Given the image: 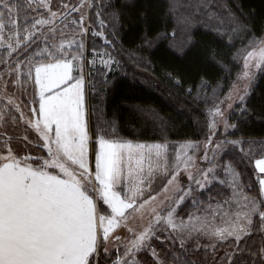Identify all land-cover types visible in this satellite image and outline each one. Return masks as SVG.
<instances>
[{
    "label": "snow or ice",
    "instance_id": "snow-or-ice-1",
    "mask_svg": "<svg viewBox=\"0 0 264 264\" xmlns=\"http://www.w3.org/2000/svg\"><path fill=\"white\" fill-rule=\"evenodd\" d=\"M47 9L49 19H37L28 32L31 40L36 32L40 31L38 25L54 24L58 14L52 11L51 0H31L29 7ZM20 5L16 0H0V47L5 46L3 23L5 15L11 17ZM65 7H67L65 5ZM176 7L175 0L169 4L170 10ZM99 13L97 16L99 17ZM114 16L116 13L113 14ZM236 27L230 30L228 39L225 40L218 33V44L208 45L204 49L205 62L221 69L228 70L227 66L218 57L229 55L224 49L235 47L234 37L243 30V25L238 18H233ZM83 17H81V25ZM99 25L103 28L104 21ZM50 31L55 32L53 27ZM81 32L87 29L81 27ZM15 44H7L9 57L13 52H19V33ZM103 36V32L95 33ZM174 35V33H173ZM45 47L39 51L27 52L28 43L23 45L25 51L20 52L15 62V67H10L7 73H0V85L6 89L5 75H15L16 84L20 85V77L31 82L38 88V100L35 96L30 104L38 107L29 108L26 118L21 105L15 100L0 93V104L7 100L4 107H0V125L3 124L5 108L14 109L19 113L30 131L35 133V141L22 138L27 151L29 145L36 150V155H21L14 152L7 145L0 147V264H141L137 259L139 253H148L151 264H165L160 259V254L153 247V240H159L157 232H167L166 241L172 245H179L182 254L186 255L187 244L199 238H206L210 242L205 251L212 253V264H264V140L228 139L227 135L221 140L208 141L212 147L211 157L206 150L203 160L206 167L197 169L195 174L189 167L192 156L184 153V159L177 157L175 168L169 171L167 164L161 170L164 182L158 185L159 191L153 195L152 172L144 176L136 184L129 183L125 187L122 183L125 163H131L135 157L150 158L154 153L158 158L167 160V142L152 145L125 141L115 136V129H110L112 138H106L99 126L90 130L88 122V104L86 86L83 74L84 58L79 53L83 42L69 40L67 45L61 42L48 44V37H44ZM105 42L115 48L112 41L105 37ZM75 45L77 54H71ZM260 47L259 63L264 64V39H255L249 45ZM51 48V50H49ZM24 56L21 60L19 56ZM239 55V53H237ZM254 52H248L243 61L245 71L242 77L249 78L250 60ZM4 61L0 60V63ZM234 62V60H233ZM91 63L95 64L93 60ZM106 72H111L114 67H119V61L108 52L100 58ZM27 65V71H22V66ZM74 68L77 75H73ZM264 71V68L260 69ZM169 78L171 74H169ZM104 83H108L107 77ZM177 83H180L177 80ZM209 85L201 81L199 91ZM94 87V85L92 86ZM194 89L189 88L191 94ZM249 95L247 85L245 94L238 96L242 105L237 113L240 123H248V109L245 97ZM225 99L230 100L231 94ZM224 101H220L222 104ZM231 108V103H229ZM147 111V110H141ZM212 113L210 137L215 136L217 117L222 118L224 113L219 105L209 109ZM11 114V113H9ZM35 115V119L32 116ZM155 116V114H152ZM17 117L12 116L13 122ZM114 123V122H113ZM239 131L237 125H229L224 120V129ZM11 139V138H9ZM253 145H260L259 158ZM245 146H248L245 148ZM182 148H197L192 142L181 145ZM46 149V153L41 154ZM232 157L237 163L253 165L254 175L258 182L259 197L245 196L237 189L241 186L239 173L229 161L221 163L224 157ZM140 160H137L139 168ZM181 165L186 173V183L179 186ZM228 175L232 185L231 191L237 203L242 197L243 203L240 210L234 215H227L218 225L215 214L209 213L213 207L212 197L209 195L208 208L203 209L204 215L196 213L188 216L187 222L178 218V209L185 200L192 198L193 206L200 203L194 193L210 192L214 182L221 175ZM128 175H132L129 169ZM147 182V188L140 184ZM170 186L174 188V195L169 196ZM167 202V203H166ZM229 202L224 201L227 205ZM106 205L101 208L99 205ZM222 205L217 202L216 208ZM147 213L151 218L139 231L129 227L130 222L137 216L142 219ZM255 218V222H254ZM258 229L261 240L257 245L241 242L252 235L253 229ZM126 229L130 238L125 239L119 233ZM232 238V246L225 249L223 254L216 256L219 242ZM114 241V251L109 250V242ZM165 241H161L163 244ZM121 244L123 251L121 252ZM200 245L197 243L196 245ZM245 254L247 259L244 258ZM115 256V259L112 257ZM176 264H190L173 253ZM144 264H148L145 261Z\"/></svg>",
    "mask_w": 264,
    "mask_h": 264
},
{
    "label": "trees",
    "instance_id": "trees-1",
    "mask_svg": "<svg viewBox=\"0 0 264 264\" xmlns=\"http://www.w3.org/2000/svg\"><path fill=\"white\" fill-rule=\"evenodd\" d=\"M16 1L20 6H24L26 2ZM96 2L108 8L109 12L116 13L119 49L116 58L120 66L114 67L107 75L103 73L98 76L94 71L90 77L93 78L91 84L94 87L90 86L89 78L86 81L89 108L92 105L95 116L90 123L91 129L92 123L96 126L102 120L111 129H115L117 138L127 141L206 140L210 135L208 108L212 104L216 89L222 87L226 91L231 86L241 69L237 58L238 51L251 40L264 35V0H175L178 9L175 7L174 10L169 8L171 0ZM180 10H183L186 19L183 20L179 15L182 13ZM41 12L40 8L26 7L23 18L30 22L33 20L32 13L35 15ZM20 13L19 9L14 14L18 20ZM233 18H238L244 27L234 37L235 47L224 49L229 55L218 57L227 66L226 71L207 64L204 49L210 44H218V33L225 40L228 39L230 30L236 27ZM179 32H183L188 39V44L182 51L176 50L171 44L173 33ZM169 74L173 78H169ZM105 76L108 83L103 82ZM202 80L209 86L199 91ZM189 88L194 89L191 94L188 92ZM26 101L30 104V100ZM6 104L5 100L0 107ZM244 106L248 109V123H240L237 113L242 105L238 104L231 117L239 131L233 129L231 137L264 140V71L258 72ZM142 109L147 111H141ZM4 110L3 124L0 125V147H4L6 142L9 144L5 131L8 130V125H18L21 122L13 109ZM12 116L17 117L15 122ZM89 119L91 121V117ZM25 127L29 129L27 125ZM106 134L108 138L113 137L112 132ZM232 164L237 167L244 163L234 160ZM245 172L257 188L251 167H246ZM222 193H216L211 188L204 196L207 201L209 195L214 199ZM255 193L259 195L258 189ZM260 240L261 234L258 229H254L252 235L241 242V247L245 243L257 245ZM231 246L232 238H229L219 245L216 256L222 255ZM190 251L189 259L192 260V256L196 259L194 264H212L210 250ZM244 258H248L246 254Z\"/></svg>",
    "mask_w": 264,
    "mask_h": 264
},
{
    "label": "rangeland",
    "instance_id": "rangeland-1",
    "mask_svg": "<svg viewBox=\"0 0 264 264\" xmlns=\"http://www.w3.org/2000/svg\"><path fill=\"white\" fill-rule=\"evenodd\" d=\"M17 3V1H16ZM31 3V0H26L24 6H20L18 9L15 10V13L17 10H21L19 20L17 17L12 15L9 17L6 13L5 19L3 23L5 24L4 28V40H5V46L0 47V60L4 61L3 63H0V73H7L10 71V67H15V62L17 60V57L20 52H24L25 49L23 45L25 43L29 44V47L27 49V52L31 53L32 51H39L45 47V40L44 37H48V44H57L59 45L61 42L67 45V42L69 40H76L77 42L82 41L83 42V48L79 49V53L82 54L84 58L83 63V74H84V80L85 82L89 78L90 86L92 87V82L90 79L91 74L93 75V72L96 71L98 76L103 75V73L108 74L106 70L103 69V64L100 63V58L103 55L104 52L111 53L115 58L117 53L119 52L118 49V39H117V33H118V24L116 23V18L113 15L114 13L109 12L108 8H105V6H102L101 3L96 2V0H51L52 5V11L56 12L58 14L57 18L55 19L54 24H45V25H38L37 27L40 29V31L36 32L35 36L28 40V32L32 31V26L35 23L37 19H49V13L47 9L40 8L42 11L38 14H33L31 18L33 17L32 21L24 20L23 15L26 7L29 8V4ZM65 5L67 7H65ZM33 7H35L33 5ZM31 8V7H30ZM178 9V7H176ZM30 10V9H29ZM179 15L183 17V20L187 17L184 16L185 13L183 12ZM97 13H99V17L97 16ZM81 17H83V22L81 25ZM104 21V27L101 28L99 25V21ZM55 28V32L50 31V29ZM81 27L84 29H87V32H81ZM103 32V36L95 35V33ZM12 33H19V39L21 40V44L19 45V52H13L12 55L9 57V49L7 48V44H13V47H17L15 44V40L17 39L16 36H12L10 34ZM105 37H107L108 40L112 41V44L115 45V48L109 46L105 42ZM261 39H264V35L261 38L255 39L256 41H260ZM254 40V39H253ZM251 40L244 48L240 49L238 51L239 55H237V58L239 59L241 63V69L236 75L234 81L232 82L231 86L226 90L223 91L222 87H218L216 89V94H214L212 104H210L208 108V120H209V126L212 122V113L209 112V109H212L214 105H219L221 108V111L224 113L223 117H217V129L215 136L209 135V137L206 140L203 141H190L195 145H199L197 148H187L184 149L181 147V145H184L186 142L189 141H183V142H167V160L165 161L162 158H158L154 153L150 158L145 156V158L141 159L140 157H135L131 163H125L124 165V177L122 180V183L125 187L129 185V183L136 184L140 180L143 179L144 176L148 175L149 169H151L152 172V188L154 189L153 195H155L156 191H159L158 185H161L164 182V175L162 173V169L165 167V164H167V167L169 171L173 168H175L178 160L177 157H179L181 160L184 159V153L185 151L189 156H192V161L189 162V167L195 174L197 169H202L206 167V162L203 160V154L207 150L209 156L212 155V147L208 146V141L211 138L213 141L221 140L227 135L228 139L235 140V138H232L233 135V129H229L227 132H225L224 129V120H227L229 125H233L232 122V113L237 108L238 104H241L238 96L245 94V86L247 85V91L250 94L252 90V86L254 84V81L256 79V76L260 69L264 68V64H260L259 67H256V65L259 63V56H260V47L258 46H252L249 45L253 41ZM34 41H37L34 44ZM41 43V44H40ZM172 47L175 48L178 51H182L184 48H186L188 44L187 36L184 35L183 32L175 33L173 36V39L171 40ZM42 45V46H41ZM41 46V47H39ZM51 50V48L49 49ZM248 52H254V56L250 60V67L247 69V71L250 72V77L245 78H238L242 77L244 69L243 61L245 56H247ZM71 54L75 55L77 54V49L75 45H73V48L71 50ZM21 60L24 59V57L19 56ZM117 59V58H116ZM93 60L96 61L95 64L91 63ZM118 60V59H117ZM22 71L26 72L27 67L22 66ZM75 68L73 71V75H77ZM21 84H16V76L12 75H5L4 76V82L7 84L6 89L3 85H0V93H4L8 98L15 100L17 103L21 105V109L24 112L25 117L27 118L29 116V108L30 107H38V104H28L27 100H32L35 96V99L38 100V88H34V86L29 81H25L24 77H20ZM87 85V82L85 83ZM231 94V99L227 100L225 99ZM248 95L245 97V100L247 99ZM24 98V99H23ZM87 98V104H88V97ZM7 101V100H6ZM220 101H224L222 104ZM91 103V102H90ZM229 103H231V108H229ZM14 110V109H13ZM14 113L15 110L13 111ZM19 116V113H17ZM99 115V114H98ZM93 116V110L92 105L91 108H89L88 104V118L91 117V122L94 121ZM100 117V116H98ZM33 119H35V115L32 116ZM100 119V118H98ZM21 120V119H20ZM90 119H88L89 121ZM89 123V124H90ZM92 125V129L96 126H99L100 130L104 133H109L110 126L104 123V121L100 120L99 124L97 123ZM9 128L7 131V136L11 139H9L8 146L12 147L14 152H19L21 155H36V150L29 145L28 150L22 151L24 147V143L22 138L24 136L28 137V140L35 141V133L33 131H30L25 126L23 120L19 122L18 125H8ZM28 126V125H27ZM109 128V129H106ZM2 131V129H1ZM108 138V137H106ZM8 141V140H7ZM127 141V140H125ZM261 141V140H259ZM133 142V144L142 143L147 145H152L156 143H165V142ZM248 146H245L247 148ZM255 152L257 153L256 158H259V149L260 145H253L252 146ZM46 153V149L41 152V154ZM140 160L139 168L137 166V160ZM229 161L231 163L234 162V160L229 157H224V159L221 161V163ZM233 166L236 168L237 172L239 173L240 183L241 186L237 189L238 192H242L245 196L258 198L259 195H257L255 192L258 189L254 186L253 182L249 179V177L246 175L245 168L251 167L253 175L255 172V169L253 165H250L248 163L239 164L237 167L233 164ZM129 169H132V175L129 176L128 172ZM240 169V170H238ZM254 179L256 180V177L254 175ZM218 180H223L224 183L221 184L219 182H214L211 188H214V192L219 193L223 192L221 195H217L214 199H212L211 203L213 207L211 209H208L209 213L215 214V222L219 225L222 221V219L227 215H234L237 211L240 210V204L243 203L242 197L239 198L240 203H237V198H234L232 195V185L230 183L231 178L228 175L221 174L218 177ZM257 182V180H256ZM186 183V173L183 170V165H181V173L179 178V186L183 187ZM258 185V182H257ZM140 187L147 188V182L140 184ZM259 191V190H258ZM206 192V191H205ZM205 192H200L197 190V192L194 193V197L200 201V203L196 206H193L192 198H188L185 200L184 204L180 206L178 209V218H182L185 222L188 220V216L190 214L196 213L197 215H204L203 209L208 208L209 200L206 201ZM174 195V188L170 186V192L169 196ZM218 200V201H216ZM203 201V202H202ZM224 201H228L229 203L227 205L224 204ZM219 202L222 207L216 208V203ZM167 203V202H166ZM102 209L106 208V205H99ZM151 217L145 213L143 215V218L140 219L138 216L136 219H133L129 227L133 228L136 231H139L143 226H145L148 222V220ZM219 218V221H218ZM255 229V228H254ZM253 229V230H254ZM122 237L125 239L130 238V234L127 232L126 229L120 230L119 233ZM167 232L161 234L159 231L157 232V235L159 236V240H153V247L156 248L157 252L160 254V259L165 261V264H176V260L173 258V253H175L177 256H180L182 260L190 261V264H194L196 259L194 256H192V260L189 259L188 256L190 249L203 252L205 250V247L209 245L210 242L206 238H199L197 241L196 239H193L187 244V247L185 249L186 255L182 254L181 250L179 249V245H172L171 243H168L166 241ZM161 241H165L163 244ZM225 241L219 242L217 245V249H220L219 245L222 243L224 244ZM197 243L200 245L197 247ZM109 250L114 251V241L109 242ZM123 251V244H121V252ZM219 252H221L219 250ZM218 252V253H219ZM217 253V254H218ZM116 257L113 256L112 259H115ZM137 259L141 261V264H144L145 261H148V264H151V258L148 253L141 252L138 254ZM198 260V259H197Z\"/></svg>",
    "mask_w": 264,
    "mask_h": 264
},
{
    "label": "crops",
    "instance_id": "crops-1",
    "mask_svg": "<svg viewBox=\"0 0 264 264\" xmlns=\"http://www.w3.org/2000/svg\"><path fill=\"white\" fill-rule=\"evenodd\" d=\"M86 83V82H85ZM85 86H86V94H87V85L85 84ZM88 97V96H87ZM89 119V118H88ZM89 123H90V120L88 121ZM89 128H90V130H91V126H90V124H89Z\"/></svg>",
    "mask_w": 264,
    "mask_h": 264
}]
</instances>
